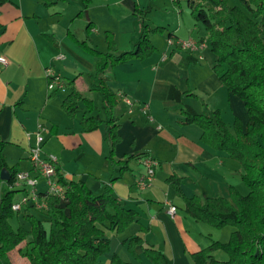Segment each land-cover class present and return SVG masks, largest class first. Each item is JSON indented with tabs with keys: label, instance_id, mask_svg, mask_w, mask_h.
<instances>
[{
	"label": "crops",
	"instance_id": "0c3cea01",
	"mask_svg": "<svg viewBox=\"0 0 264 264\" xmlns=\"http://www.w3.org/2000/svg\"><path fill=\"white\" fill-rule=\"evenodd\" d=\"M187 2L188 16L181 0L0 2L3 26L0 56L8 61L7 67L0 66V141L8 143L6 161L8 154H20L21 162L16 164L19 170H31L32 142L27 140V134L44 125L49 132L44 153L58 158L60 173L67 181L84 182L95 195L110 186L124 208L138 213L137 221L124 234H106L111 250L98 264H110L114 255L124 263L150 264L142 246L160 250L170 264H194L193 254L213 242L229 241L233 228L215 230L186 213L183 199L168 183L171 177L181 179L182 194L186 198L228 199L231 188L242 196L248 194L241 186L240 164L204 144L199 127L178 123L182 106L210 115L221 112L222 99L230 111L225 117L227 126L239 119L245 129L249 121L244 102L228 93L212 70L217 59L212 51L206 50L207 32L192 15L190 2L202 5L206 2ZM137 10L146 13L145 20ZM144 24L152 29L164 28L166 33L162 35L175 43L171 48L161 46L160 50L158 35H151L157 49L155 53L143 61L134 60L109 68L103 76L122 101L116 113L120 143L115 147V158L139 156L129 162V170L120 176L119 169L108 159L110 143L106 127L85 132L82 115L74 119L68 117L62 107L68 90L63 92V97L59 92H50L47 71L72 83L71 87L85 96L84 93L92 92L97 60L85 53L74 38L105 54L108 52L106 33L109 32L114 36L118 56L136 49ZM189 40L198 44V51L189 52L177 46V42ZM204 60L207 63L201 65ZM175 90L191 96L184 97L178 104L171 100L176 95ZM125 100L131 101L133 108L130 109ZM144 107L148 108L147 114ZM103 114L104 118H99L98 114L97 117L104 120V111ZM149 159L156 161L158 167L151 186L142 191L138 181L146 172L144 161ZM2 186L0 184V196ZM170 206L177 209L174 216L168 213ZM133 237L143 243L136 247V256L124 243ZM213 255L219 261L228 259L222 258L223 252Z\"/></svg>",
	"mask_w": 264,
	"mask_h": 264
},
{
	"label": "trees",
	"instance_id": "16d2710c",
	"mask_svg": "<svg viewBox=\"0 0 264 264\" xmlns=\"http://www.w3.org/2000/svg\"><path fill=\"white\" fill-rule=\"evenodd\" d=\"M204 1L205 5L190 2V8L195 21L203 25L209 37L212 53L217 59L213 71L228 93L244 102L249 121L243 129L241 120L236 119L232 133L219 111L210 115L198 114L192 108L182 106V118L178 123L199 127L204 144L237 161L243 171L241 179L249 193L242 196L231 188L228 199L186 198L182 194L181 179L171 177L168 183L183 199L186 213L196 221L215 230L226 227L234 229L227 243L213 242L208 248L193 254L194 264H264V0H243L241 6L234 7H229L227 0ZM136 13L145 20L146 13L140 10ZM91 25L87 27L88 32ZM2 30L0 23V32ZM164 32V28L152 29L144 24L136 49L118 56L115 55L117 46L114 36L109 32L105 39L109 50L106 55L90 47L87 42L74 38L85 53L97 60L91 91L102 95L105 119L97 117L99 110L92 99L63 79L68 94L62 107L72 119L82 111L81 125L85 132L106 127L110 143L108 159L114 168L119 169L120 176L129 170V162L139 156H128L122 160L115 158V147L120 143L119 117L116 113L122 101L103 76L109 68L150 57L157 50L152 44L151 35ZM175 93L171 100L178 104L184 97L191 96L177 90ZM7 145V142L0 141V175L2 170L7 169L11 176L8 183L0 180L3 185L0 196V264H15L11 254L16 250L28 264H98L111 250L106 234H124L137 221L138 213L124 208L114 196L112 187L107 186L102 194L95 195L84 182L67 181L61 173L60 182L67 187L65 202L52 198L48 212L35 211L49 219L50 231L42 220L37 219L34 211L14 213L12 204L17 199V193L9 190L8 185L20 170L18 165L8 166L5 156ZM116 180L113 179L111 183ZM20 215L30 224V230L12 227L10 221ZM124 243L134 256L136 247L143 245L138 237ZM142 248L150 264H170L160 250ZM215 252H223L228 259L216 260ZM110 264L128 263L114 255Z\"/></svg>",
	"mask_w": 264,
	"mask_h": 264
},
{
	"label": "built area",
	"instance_id": "2783aa9c",
	"mask_svg": "<svg viewBox=\"0 0 264 264\" xmlns=\"http://www.w3.org/2000/svg\"><path fill=\"white\" fill-rule=\"evenodd\" d=\"M170 44H172L171 41ZM177 46L189 52H195L199 49L198 44L192 40L179 41L177 42ZM0 66H8V61L3 56H0ZM47 72L49 80L48 90L50 92H65L67 88L62 78L53 75L51 70ZM125 103L130 109L134 106L129 100H125ZM147 109V107H144V114H147ZM45 132H47L45 126L40 125L38 127L36 141L30 147L29 161L31 163V170L19 171L15 176V180L8 185L9 190L17 193V199L12 204V211L14 213H28L30 211L46 213L49 210L50 199L56 198L62 203L65 202L67 187L60 182L58 158L53 154L46 155L43 150ZM144 165L146 172L138 181V187L142 191L151 186L158 163L149 159L144 161ZM41 181L45 187L39 186ZM176 211V207L170 206L168 213L170 216H174Z\"/></svg>",
	"mask_w": 264,
	"mask_h": 264
},
{
	"label": "rangeland",
	"instance_id": "374dc122",
	"mask_svg": "<svg viewBox=\"0 0 264 264\" xmlns=\"http://www.w3.org/2000/svg\"><path fill=\"white\" fill-rule=\"evenodd\" d=\"M242 1L243 0H227V4H228V6L229 7H234V6H241L242 5ZM181 2L183 3V8H184V10H185V14H186V16H188V2H187V0H181ZM174 8V10H176L177 8H175V7H173ZM164 11H166V10H164ZM168 11V10H167ZM164 33H166V32H164ZM163 33V34H164ZM158 36H156V40H157V42L159 43V49L161 50L162 48H161V46L163 47V49L164 48H167L166 46H168V48H171V46H173L174 45V41L171 39V40H168L167 41V39H166V35H162V34H157ZM207 35V34H206ZM170 41L172 42V44H170ZM206 45H207V49L206 50H209V51H212L210 48V40H209V37H208V35H207V37H206ZM107 50H108V46H107ZM109 53V50H108V52H105V55L106 54H108ZM207 62H205V60L201 63V65H204V64H206ZM213 70V69H212ZM85 94V97H87V98H90V99H92L93 101H94V103L96 104L95 106L98 108L97 110H99V111H101V112H99L98 113V117L99 118H104V114H103V102H102V95L101 94H99V93H94V92H86V93H84ZM59 96L60 97H63L64 96V93L63 92H59ZM202 98V97H201ZM239 99V98H238ZM192 103H194V104H196L195 102H192ZM201 103V102H200ZM219 105H220V109H221V112H220V115H221V118L223 119V121L225 122V124H226V121H225V117H227L226 115L229 113L230 114V111H229V107L227 106V104H226V102L222 99L221 100V102H219ZM227 109H228V111H227ZM82 115V111H80V112H78V114H77V116H81ZM78 117V118H79ZM231 123V125H228L227 126V124H226V126L228 127V129L230 130V129H232V131L234 132V124H235V121H232V122H230ZM41 125V124H40ZM39 125V126H40ZM44 126V125H43ZM37 128H38V126H37ZM45 128H46V126H45ZM47 129V128H46ZM30 131V130H29ZM37 131H38V129H36L35 131H30V132H28V134H27V140H30V142H32V145L34 144V142L36 141V135H37ZM231 131V130H230ZM232 132V133H233ZM49 134V132H45L44 133V137H47V135ZM43 150H44V148H43ZM18 155H20V154H17V155H15V154H8V156H7V162H8V164H9V166H14V165H16L17 163H20L21 162V160H20V157H18ZM240 179V178H239ZM241 180V179H240ZM41 184H43V182L41 181V183H40V187H45V185H41ZM241 186H242V189H244V190H246V192L247 193H249V189H248V187L245 185V183L243 182V181H241ZM243 191V190H242ZM247 195V194H246ZM34 213V215L37 217V219H40V220H42L44 223H45V226H46V229L48 230V231H50V229H51V223H50V221H49V219L45 216V215H42V214H39V213H36L35 211L33 212ZM10 223H11V225H12V227L14 228V229H19L20 227H22V228H24V229H26V230H30V224L27 222V221H25V219H24V217L22 216V215H20V216H17V217H15V218H13L11 221H10ZM109 234V233H108ZM231 235L232 234H230L229 235V238L231 237ZM28 240L30 241L31 240V238H28ZM223 257L222 258H228L227 257V255H225L224 253H223V255H222ZM11 257H12V259H13V261H14V263L15 264H28V261L27 260H25V259H22L21 258V256L19 255V253H18V250H16V251H14V252H12V254H11Z\"/></svg>",
	"mask_w": 264,
	"mask_h": 264
},
{
	"label": "water",
	"instance_id": "95a60500",
	"mask_svg": "<svg viewBox=\"0 0 264 264\" xmlns=\"http://www.w3.org/2000/svg\"><path fill=\"white\" fill-rule=\"evenodd\" d=\"M0 180L5 183L10 182L11 176L7 169L2 170L1 175H0Z\"/></svg>",
	"mask_w": 264,
	"mask_h": 264
}]
</instances>
